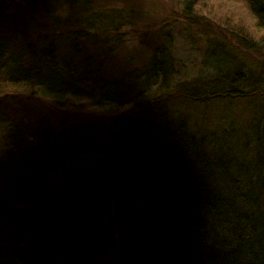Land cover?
Instances as JSON below:
<instances>
[{
  "label": "trees",
  "instance_id": "16d2710c",
  "mask_svg": "<svg viewBox=\"0 0 264 264\" xmlns=\"http://www.w3.org/2000/svg\"><path fill=\"white\" fill-rule=\"evenodd\" d=\"M211 1L178 8L204 48L203 71L186 79L170 35L140 64L110 62L126 51L134 7L0 0V264H264V63L246 69L235 59L229 30L212 25L232 22ZM244 1L264 23V0ZM237 28L231 36L254 46ZM48 96L134 113L95 131L106 160L100 211L89 173L70 164L82 143L56 132ZM177 98L191 107L249 100L254 131L202 129L167 109Z\"/></svg>",
  "mask_w": 264,
  "mask_h": 264
},
{
  "label": "rangeland",
  "instance_id": "374dc122",
  "mask_svg": "<svg viewBox=\"0 0 264 264\" xmlns=\"http://www.w3.org/2000/svg\"><path fill=\"white\" fill-rule=\"evenodd\" d=\"M101 1L102 3L112 1L116 5H129L140 13L137 16L136 24L126 29L125 53L121 56L115 54V57L113 56L110 62L115 63L120 61L121 58L125 60L128 57H132L131 63L140 64L150 46L158 44V38L170 35L173 54L177 56L180 62L176 70L180 72L181 77L189 79L197 75L198 70L199 73L203 71L200 63L204 48L202 49V42L199 37L183 26L184 21L178 9L181 0ZM211 3L215 4V11L219 14V17L226 16V19L233 24V26L232 24L228 26L229 23L224 24L222 19H215V24L211 22L218 32H226V29L230 31V33L229 31L226 32L227 41H225L230 42L235 49H240L236 53L239 57L235 55V59L241 61L246 69H249L253 64L264 63V23L260 24L255 20L253 21L248 12L246 2L244 0H213ZM241 25L246 28L245 38L252 41L254 46L250 48L243 47L236 38L231 36V33L239 31L237 26ZM230 61L227 60L226 62L229 63ZM115 67V74L117 75L119 67ZM250 83L255 86L258 85L255 84V80L250 81ZM21 90H25L24 92L27 93L30 92V89L25 86H22ZM44 99L43 107L47 111V115L53 118L52 123L57 127L56 132L61 133L63 131L66 135L75 136L77 141L82 143L80 148H76L71 153L75 157L70 164L86 169V172L89 173L91 179L87 180L90 183L87 185L89 203L92 207H95V211H100V205L103 204V199H107V194L100 181L98 172L102 169L106 160L104 151L98 142L99 138L95 137V131L98 129L100 131V128L104 129L114 117L127 116L132 118L134 113L128 114L125 109H118L114 105H96L91 100L84 99V97L82 99L69 97L62 100V97L48 96ZM177 100L179 107H175L176 104L173 106L169 104L167 109L190 116L195 123L197 122L201 125L202 129L211 130L214 127H225L227 131L233 132L232 134L239 132V129H243L242 137L254 131V114L251 107L247 108L250 103H248L249 100H246L245 103L239 101V99L217 101L205 105L199 104V107H191L189 104L185 105L181 103L180 98H177ZM83 131H87V133ZM54 134L56 133L54 132ZM50 177H53V174ZM102 212L104 213L105 211L102 210Z\"/></svg>",
  "mask_w": 264,
  "mask_h": 264
}]
</instances>
